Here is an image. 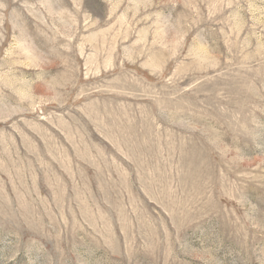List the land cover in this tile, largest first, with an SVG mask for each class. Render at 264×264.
Returning <instances> with one entry per match:
<instances>
[{"label": "rangeland", "instance_id": "obj_1", "mask_svg": "<svg viewBox=\"0 0 264 264\" xmlns=\"http://www.w3.org/2000/svg\"><path fill=\"white\" fill-rule=\"evenodd\" d=\"M0 264H264V0H0Z\"/></svg>", "mask_w": 264, "mask_h": 264}]
</instances>
